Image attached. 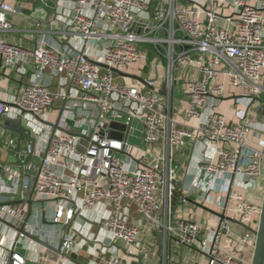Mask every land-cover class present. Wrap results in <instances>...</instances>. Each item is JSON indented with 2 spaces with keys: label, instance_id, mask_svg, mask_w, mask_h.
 <instances>
[{
  "label": "built area",
  "instance_id": "built-area-1",
  "mask_svg": "<svg viewBox=\"0 0 264 264\" xmlns=\"http://www.w3.org/2000/svg\"><path fill=\"white\" fill-rule=\"evenodd\" d=\"M74 2L69 30L52 27L54 33L81 40L83 48L71 54L49 44L28 48L8 41L4 34L19 30L9 15L20 9L0 0V71L15 69L39 79L51 68L66 75L79 91L78 95L53 92L45 84L29 82L13 100L0 99L1 123L22 120L25 124L27 154L33 156L38 145L47 143L35 172L18 177L21 201H29L34 189L37 197L52 201L55 224L70 223L79 234L80 228L73 224L83 210L93 209L98 202L109 205L110 212L101 224L114 241L125 243L126 254L105 257L102 264H144L151 248L140 237L154 230L164 233L174 248L201 249L206 264H252L256 235L251 230L239 236L233 249L223 246L230 230L227 218L221 217L211 238L202 237V227L192 219L163 218L160 190H170L179 165H172L169 156L152 153L134 162L135 146L127 138L113 137L111 131L115 117L125 119L126 127L134 120L142 122L146 144L164 139L178 147L185 145L187 138L222 144L203 161L201 169L209 177L223 175L225 180L217 189L228 193V201H236L225 206L226 216L257 229L262 205L250 202L235 187L264 176V135L253 138L251 120L233 122L216 107L223 98L245 99L250 107L264 106L260 100L264 93V0ZM149 60L151 70L146 72ZM137 65L141 75L128 83V70ZM175 88L189 97L186 117L199 121L192 129L179 125L173 116ZM58 98L94 104L98 111L95 120L65 113L59 121L62 131L57 132L47 116ZM208 104L211 108L204 112ZM69 120L87 127L78 132L88 141L84 151L79 149L77 134L69 131ZM3 134L0 128V143ZM9 145L14 146L15 141L10 140ZM28 165L34 169L31 162ZM1 189L0 184V193ZM78 193L83 197L80 205L74 204ZM126 203L135 207L144 223H131L123 217ZM25 214L26 206L14 209L0 204V219L18 231L4 264L26 263L27 257L16 250L18 241L30 234ZM76 245L69 233L60 250L73 251ZM133 254L140 257L139 263L131 260Z\"/></svg>",
  "mask_w": 264,
  "mask_h": 264
},
{
  "label": "crops",
  "instance_id": "crops-1",
  "mask_svg": "<svg viewBox=\"0 0 264 264\" xmlns=\"http://www.w3.org/2000/svg\"><path fill=\"white\" fill-rule=\"evenodd\" d=\"M19 7L20 12L10 14L9 18L15 28L14 32H7L4 37L12 42L18 43L28 48H33L39 44H49L58 49H64L68 53H76L83 48L81 40L74 39L70 34H63L52 30L57 26L58 31H67L70 17L73 14L74 0H7ZM42 25L39 26L38 24ZM53 25V26H52ZM55 30V28H54ZM95 44V43H93ZM87 51H92L87 48ZM151 66V61L148 62ZM147 65V63H146ZM140 66H135L128 71L130 75L128 83L135 82L141 73ZM41 78H34L32 73H18L15 69L3 68L0 71V99L13 100L19 93V90L29 82H36L47 85L53 92H68L78 95L79 91L66 75H58L56 71L47 68ZM119 75V74H118ZM117 75V76H118ZM118 79L121 80V77ZM164 95V94H163ZM173 116L179 122V125L187 128H194L198 124V119H188L185 110L188 106V95L180 93L174 89L173 93ZM211 102L212 99L210 100ZM211 104V103H210ZM205 108L208 112L211 105ZM260 105V104H259ZM256 107H250L249 101L245 99L223 98L220 99L216 109L225 114L233 122H240L243 119L251 120L254 124L252 137L256 138L264 135V116L256 111ZM116 108H119L117 105ZM97 107L91 103H85L80 100H65L63 98L55 99L53 106L48 112L47 120L56 124L60 114L71 113L76 119L87 118L95 120L97 116ZM114 129L111 135L117 138H127L134 146L131 159L136 162L144 154L165 155L170 157L172 165H179L176 180L182 183L178 189L182 196L178 198L177 205L173 206L171 202L172 192L176 191L173 185L170 190H160V196L163 199V208L161 213L163 218H184L192 219L202 227V237L211 238L217 230L221 215L224 213L227 204L233 206L236 201H228V193L219 191L217 184H223L224 178L221 173H216L209 177L201 169L205 159H210L216 150H219L222 144L204 143L194 138H187L183 146L168 145L166 140L161 139L155 144H146L142 138L144 125L138 120H134L129 134L124 126L125 119H116L112 117ZM60 121V119H59ZM18 120H4L0 128L3 130V143H0V184L2 185L0 193V204H7L12 208L18 209L20 206H26L25 228L30 234L18 241L16 250L27 257L25 264H58L60 261L67 264H78L69 258L60 254V245L67 234H72L77 242L73 252L77 254V259L82 264H102L103 259L110 255L126 254V246L123 241H114L108 229L101 224L102 219L110 212L111 207L104 202H98L93 209L83 210L76 218L73 224L80 228V234L70 228V223L55 224L54 206L52 201L40 199L33 194V201H21L18 195L21 191V180L18 177L26 174H33L39 166L42 156L47 149V143L42 142L38 145L33 156L25 152L28 143L26 136L22 137L21 148L19 150V141L21 137V127ZM70 132L77 134V142L83 137L78 136L83 128L77 126L75 120H69ZM23 123V127H24ZM54 129L57 132L62 131V127ZM14 140L15 145H9V141ZM32 163L30 170L28 163ZM134 164V163H133ZM235 190L243 194L247 200L257 205H262L264 198V176L256 180L249 181L247 186H236ZM31 194V192L29 193ZM82 194L78 193L74 204L80 205ZM174 210V211H173ZM123 217L131 223H144L145 221L137 213L135 207L129 203L124 206ZM230 230L223 240V246L236 248L238 238L246 231V227L237 222L229 221ZM17 230L0 219V264L10 257V248H12L14 239L17 237ZM33 236V237H32ZM43 240L47 245L39 243L35 238ZM140 240L146 241L151 252L149 258L144 260V264H206L205 253L198 248L180 247L174 248L169 239H166L164 233L160 230L146 233L140 237ZM251 254V249L247 251ZM131 260L139 263L140 257L136 254L131 256Z\"/></svg>",
  "mask_w": 264,
  "mask_h": 264
},
{
  "label": "water",
  "instance_id": "water-1",
  "mask_svg": "<svg viewBox=\"0 0 264 264\" xmlns=\"http://www.w3.org/2000/svg\"><path fill=\"white\" fill-rule=\"evenodd\" d=\"M133 30L135 32H138V29L136 27H133ZM113 71L115 72H119L118 70L116 69H113ZM176 90V88H175ZM161 93L162 94H165V85L162 86V90H161ZM261 102L264 104V100L261 98L260 99ZM256 111L263 115L264 116V106H261V107H256L255 108ZM62 114V113H61ZM61 114H60V117H61ZM59 117V119H60ZM59 119L57 121L56 124H54V127L55 128H59ZM18 125L21 127V137H20V141H19V150L21 148V142H22V137L25 135V127H23V123H22V120H19L18 122ZM2 125L1 121H0V126ZM127 133L129 134L130 132V129H131V125L128 126L127 128ZM171 184L177 189L176 191H171L172 192V199L173 201L171 202V204L173 206L177 205L178 203V198L180 196H182V194L180 193L179 194V191L178 189H180V187H182V183H180L179 181H177L176 179L172 180L171 181ZM33 194H34V189L32 190L31 192V198L29 199V203L30 205L32 204V201H33ZM174 211V210H173ZM221 217L223 218H227L229 221H232V222H237L239 224H242L243 226H245L248 230H251L255 235H256V244H255V249H254V252H253V261H252V264H264V198H263V203H262V211H261V216H260V221H259V225L257 227V229H253L251 228L250 226L242 223L241 221L237 220V219H234V218H230L228 216H226L225 213H223L221 215ZM22 230V229H20ZM33 237V236H32ZM35 238V237H34ZM35 240H37L39 243H41L42 245H45V246H49L47 245V243H45L43 240L39 239V238H35ZM51 247V246H49ZM57 251L62 254L63 256L69 258L70 260L78 263V264H82L78 261V257H77V254L74 253L72 250H58Z\"/></svg>",
  "mask_w": 264,
  "mask_h": 264
},
{
  "label": "rangeland",
  "instance_id": "rangeland-1",
  "mask_svg": "<svg viewBox=\"0 0 264 264\" xmlns=\"http://www.w3.org/2000/svg\"><path fill=\"white\" fill-rule=\"evenodd\" d=\"M146 72L151 70V66L149 63H147L146 67H145ZM261 98L264 100V93L261 95ZM88 146V141L87 139H82L79 145V149L84 151L86 149V147ZM130 168L133 169L134 167L132 165H130ZM53 220V219H52Z\"/></svg>",
  "mask_w": 264,
  "mask_h": 264
}]
</instances>
